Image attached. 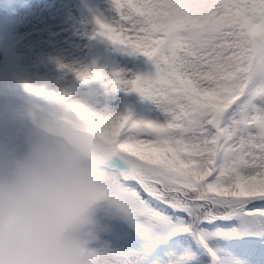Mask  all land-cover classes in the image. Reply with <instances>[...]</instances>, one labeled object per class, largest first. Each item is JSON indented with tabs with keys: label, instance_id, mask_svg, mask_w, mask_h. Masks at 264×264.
Listing matches in <instances>:
<instances>
[{
	"label": "snow or ice",
	"instance_id": "6c2138e0",
	"mask_svg": "<svg viewBox=\"0 0 264 264\" xmlns=\"http://www.w3.org/2000/svg\"><path fill=\"white\" fill-rule=\"evenodd\" d=\"M106 3L89 40L106 45L105 66L93 59L94 76L115 114L95 118L107 120L120 154L112 162L120 174L118 215L160 242L187 234L210 264H221L210 239L264 238V0H232L239 22L210 55L193 53L149 14L127 8L132 0ZM89 75L91 68L76 72ZM233 219L248 228H201ZM113 221L102 222V236ZM192 259L185 253L171 264Z\"/></svg>",
	"mask_w": 264,
	"mask_h": 264
},
{
	"label": "clouds",
	"instance_id": "9594fccd",
	"mask_svg": "<svg viewBox=\"0 0 264 264\" xmlns=\"http://www.w3.org/2000/svg\"><path fill=\"white\" fill-rule=\"evenodd\" d=\"M193 53L218 51L239 17L232 0H132ZM22 82L23 99L0 97V264H109L103 221L121 219L119 152L106 119L108 89L92 58ZM214 59L209 63H214ZM93 75L78 79L76 72ZM27 84L31 90L24 87ZM113 264H144L143 259Z\"/></svg>",
	"mask_w": 264,
	"mask_h": 264
},
{
	"label": "rangeland",
	"instance_id": "374dc122",
	"mask_svg": "<svg viewBox=\"0 0 264 264\" xmlns=\"http://www.w3.org/2000/svg\"><path fill=\"white\" fill-rule=\"evenodd\" d=\"M106 9V0H0V68H8L22 97V82L51 80L57 75V59L69 63L92 58L98 66H105L106 45L89 40V36L95 27L93 16L107 15ZM232 228L244 232L248 226L233 219L204 227L208 232ZM186 235L160 242L121 220L113 221L111 232L102 239L108 245L110 264L114 259L141 258L144 264H171L185 253L193 257L191 264H210V258L197 243L199 250H191ZM208 246L217 252L221 264H264V238H213Z\"/></svg>",
	"mask_w": 264,
	"mask_h": 264
},
{
	"label": "trees",
	"instance_id": "16d2710c",
	"mask_svg": "<svg viewBox=\"0 0 264 264\" xmlns=\"http://www.w3.org/2000/svg\"><path fill=\"white\" fill-rule=\"evenodd\" d=\"M3 72H2V71ZM8 68L6 67H1L0 68V74H1V79H0V97H4V96H13L16 100L17 103H19L23 97L22 95L18 92V90L16 89L15 85H14V76H12L11 72L8 70ZM171 214V213H170ZM219 221H216L214 223L218 224ZM210 225H201V228L207 227ZM189 241V244L191 246V250H199V248H197L195 246V243H197L195 240L192 239L191 236L186 235Z\"/></svg>",
	"mask_w": 264,
	"mask_h": 264
}]
</instances>
